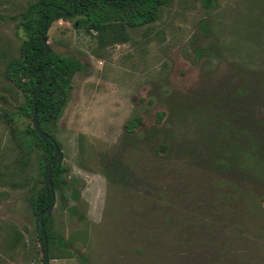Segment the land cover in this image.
Wrapping results in <instances>:
<instances>
[{
	"label": "rangeland",
	"instance_id": "obj_1",
	"mask_svg": "<svg viewBox=\"0 0 264 264\" xmlns=\"http://www.w3.org/2000/svg\"><path fill=\"white\" fill-rule=\"evenodd\" d=\"M35 1L0 0V264H44L30 200L52 158L22 90ZM84 18L46 32L84 66L45 126L64 167L50 264H264V0H167L102 32Z\"/></svg>",
	"mask_w": 264,
	"mask_h": 264
},
{
	"label": "trees",
	"instance_id": "obj_2",
	"mask_svg": "<svg viewBox=\"0 0 264 264\" xmlns=\"http://www.w3.org/2000/svg\"><path fill=\"white\" fill-rule=\"evenodd\" d=\"M166 2L167 0H37L29 4L28 10L31 14L25 19V28L29 32L30 37L22 47V54L29 62L28 73L37 79L35 82L30 80L29 83L23 84L22 90L27 96L28 94L30 96L29 107L31 109V117L33 118L35 92L45 77L36 104L37 120L42 130L48 132L45 126H47L49 121H56L62 115L69 97L73 76L84 68L83 64L76 59L59 56L53 51L50 53L45 52L41 42V31L45 19L48 18V27H50L53 21L56 20L55 14L60 12L59 8H63L66 12L70 13L75 10V15H85L86 18L80 20L79 24H76L79 27L85 24L88 31L95 30L102 32L113 28V23L119 19L125 21L127 26L135 28L156 21L159 17L160 8ZM203 3L207 9L213 6V0H203ZM46 6H48L47 12L45 11ZM36 10H39L40 13L37 29L33 26V16ZM119 34L121 35L120 32ZM138 121L136 118L130 121L128 129L130 131L135 129ZM28 133L37 137V144L45 149L48 157L52 158L55 152L52 142L49 140L43 142L34 127L30 128ZM51 136L54 138L53 135ZM247 145L244 151L248 150ZM256 149L258 150V148ZM261 151L264 153L263 149ZM263 167L260 166L258 168V172L262 177L264 176ZM63 171L64 167L62 165H58L57 163L53 165L51 176L54 190L59 185V175ZM233 197L232 194H229L227 198L231 199ZM30 203L34 213L38 216L39 238L44 252L43 237L40 234L39 216L51 203V194L47 191L46 186L31 198ZM44 225L50 247L49 215H45Z\"/></svg>",
	"mask_w": 264,
	"mask_h": 264
},
{
	"label": "water",
	"instance_id": "obj_3",
	"mask_svg": "<svg viewBox=\"0 0 264 264\" xmlns=\"http://www.w3.org/2000/svg\"><path fill=\"white\" fill-rule=\"evenodd\" d=\"M75 1V0H74ZM120 1V0H117ZM45 11H48V6H46ZM76 14V11L74 10V12L69 13V12H62V13H58L55 15V19H62V18H71L73 15ZM77 25V24H76ZM48 29V18L45 19V23L43 26V29L41 31V42L44 46V50L46 53H50L51 47L47 42L46 39V32ZM45 81V77L43 78L42 82L38 85L37 90L35 92V96H34V112H33V123H34V129L36 130L39 138L43 141L46 142L47 140L51 141L52 144L54 145L55 148V152L54 155L51 159V161L48 164L47 167V172H46V181H45V186L47 191L50 192L51 194V203L49 204V206L40 214L39 216V225H40V234L43 237V245H44V264H50V258H49V244H48V240H47V236H46V231H45V225H44V217L45 215H50L54 205H55V190H54V185H53V181H52V176H51V170L54 164H58V165H62L63 162V154L60 150V147L58 145V143L56 142V140L48 133H46L44 130L41 129V127L38 124V120H37V111H36V104H37V98H38V94L40 91V88L42 86V83Z\"/></svg>",
	"mask_w": 264,
	"mask_h": 264
},
{
	"label": "flooded vegetation",
	"instance_id": "obj_4",
	"mask_svg": "<svg viewBox=\"0 0 264 264\" xmlns=\"http://www.w3.org/2000/svg\"><path fill=\"white\" fill-rule=\"evenodd\" d=\"M59 10H60L59 13L66 12L65 9H63V8H59ZM73 12H74V11H73ZM69 13H70V12H69ZM56 14H58V13H56ZM56 14H55V15H56ZM73 16H75V15H73ZM73 16H72V17H73ZM72 17H71V18H72ZM76 26H77V25H76Z\"/></svg>",
	"mask_w": 264,
	"mask_h": 264
}]
</instances>
